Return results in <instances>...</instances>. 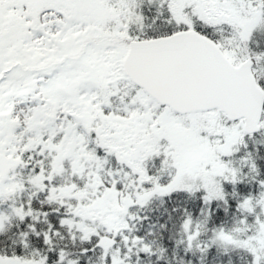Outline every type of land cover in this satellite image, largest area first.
<instances>
[{"label": "snow or ice", "instance_id": "snow-or-ice-1", "mask_svg": "<svg viewBox=\"0 0 264 264\" xmlns=\"http://www.w3.org/2000/svg\"><path fill=\"white\" fill-rule=\"evenodd\" d=\"M0 264H264V0H0Z\"/></svg>", "mask_w": 264, "mask_h": 264}]
</instances>
